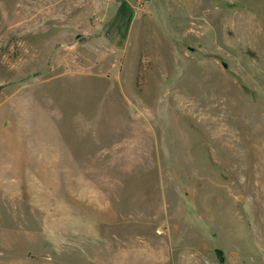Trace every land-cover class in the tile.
Returning a JSON list of instances; mask_svg holds the SVG:
<instances>
[{
  "label": "rangeland",
  "instance_id": "374dc122",
  "mask_svg": "<svg viewBox=\"0 0 264 264\" xmlns=\"http://www.w3.org/2000/svg\"><path fill=\"white\" fill-rule=\"evenodd\" d=\"M76 1L0 0V264H264V0Z\"/></svg>",
  "mask_w": 264,
  "mask_h": 264
},
{
  "label": "crops",
  "instance_id": "0c3cea01",
  "mask_svg": "<svg viewBox=\"0 0 264 264\" xmlns=\"http://www.w3.org/2000/svg\"><path fill=\"white\" fill-rule=\"evenodd\" d=\"M141 2H144V0H79L75 2V5H77V7L81 8L86 5L87 6L85 7L84 16L79 17L78 20L75 22V24L85 23L86 21H88L87 20L88 17L90 18L93 16L94 19H93L92 24H89L88 26L87 25L86 26L78 25V26H81V28L84 30V32H86V34H89L90 36L100 39L101 38V34L99 33L100 26L104 25V28L102 30L103 31L102 37L105 43L108 42L110 45H106L107 51H104L102 54L107 55V54L119 53V52H116V50L119 48L115 47V45L113 46V44L106 39V31H107L106 26L108 23L114 22V20L116 19L118 15V11H119L117 10V14L114 15L113 8L115 7L118 9V7L121 8L124 5H129L128 6L129 12H133V15L131 18V24H132L134 20H137L136 13L140 9L139 5ZM98 24H99V27H98ZM125 46L123 48H125ZM90 49L92 52L97 53L96 46H93ZM123 52H126V49L123 50L122 53ZM63 165L64 166H77L78 164L75 162L67 161V162H63Z\"/></svg>",
  "mask_w": 264,
  "mask_h": 264
},
{
  "label": "bare ground",
  "instance_id": "6f19581e",
  "mask_svg": "<svg viewBox=\"0 0 264 264\" xmlns=\"http://www.w3.org/2000/svg\"><path fill=\"white\" fill-rule=\"evenodd\" d=\"M79 1V0H78Z\"/></svg>",
  "mask_w": 264,
  "mask_h": 264
}]
</instances>
